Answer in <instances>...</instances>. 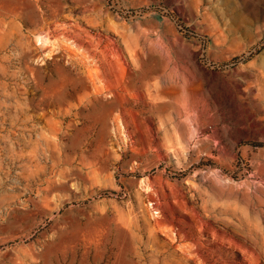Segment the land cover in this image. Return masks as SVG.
I'll use <instances>...</instances> for the list:
<instances>
[{"label":"rangeland","instance_id":"1","mask_svg":"<svg viewBox=\"0 0 264 264\" xmlns=\"http://www.w3.org/2000/svg\"><path fill=\"white\" fill-rule=\"evenodd\" d=\"M0 264H264V0H0Z\"/></svg>","mask_w":264,"mask_h":264}]
</instances>
